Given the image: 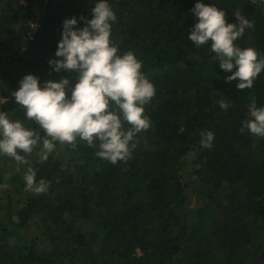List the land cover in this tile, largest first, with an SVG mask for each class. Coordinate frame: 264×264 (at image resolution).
I'll use <instances>...</instances> for the list:
<instances>
[{"label":"trees","instance_id":"trees-1","mask_svg":"<svg viewBox=\"0 0 264 264\" xmlns=\"http://www.w3.org/2000/svg\"><path fill=\"white\" fill-rule=\"evenodd\" d=\"M98 2L0 0V48L16 41L2 39L11 24L28 19L16 35L23 37V54L0 69V96L8 97L0 112L15 113L14 120L45 136L12 93L28 74L41 87L51 77L74 86L78 74L53 72L49 61L62 59L55 53L64 20L75 17L74 28L85 27ZM107 2L117 17L111 42L118 54L132 52L142 62L156 89L145 105L151 127L136 134L127 162L97 157L98 140L95 147L79 141L75 149L55 142L48 160L31 168L37 182L49 183L47 192L33 194L24 175L15 174L24 198L13 205L7 187H0L7 198L0 206V264H264V137L240 130L253 101L264 107V70L251 89L240 90L238 78L226 79L237 69L225 71L213 60L211 41L199 48L190 41L198 22L192 9L200 0ZM202 2L225 11L229 23H238L237 11L252 21L234 43L264 57V0ZM31 23H37L34 31ZM202 131L214 134L211 148L201 146ZM189 172L195 177L192 204Z\"/></svg>","mask_w":264,"mask_h":264},{"label":"clouds","instance_id":"clouds-1","mask_svg":"<svg viewBox=\"0 0 264 264\" xmlns=\"http://www.w3.org/2000/svg\"><path fill=\"white\" fill-rule=\"evenodd\" d=\"M192 11L198 22L191 28L188 38L197 48L211 41L213 60L231 72L228 81L239 79L237 88L251 89L254 80L264 70V57L258 58L255 49H242L234 42L243 36L247 28L254 27L240 12L234 15L238 23H229L225 11L214 5L196 3ZM93 17L86 26L76 29L75 17L63 22L62 39L55 53L62 59L50 60L54 70L75 71L77 81L70 88L68 78L49 80L41 87L38 78L28 74L20 81L18 90L12 93L16 103L25 111L28 120L34 121L40 132L26 127L20 120L10 119L7 112H0V155L27 165L26 155H31L39 146L41 162L49 158L56 143L73 149L79 141L95 147L99 141L97 157L116 164L127 162L136 147L137 133L151 127L145 115V105L156 95L154 85L141 71L142 62L132 52L118 54V48L110 40L111 24L117 17L107 0H99L92 8ZM219 105L227 110L229 104L221 99ZM250 119L244 122L241 132L247 128L251 134L264 137V107L250 105ZM131 127L124 129V123ZM185 129L181 127L180 133ZM201 146L212 147L214 134L201 132ZM23 153L24 155H22ZM195 154L193 153V156ZM26 189L39 195L48 191L49 183L36 180V173L29 168L24 175ZM4 187V185H0Z\"/></svg>","mask_w":264,"mask_h":264},{"label":"rangeland","instance_id":"rangeland-1","mask_svg":"<svg viewBox=\"0 0 264 264\" xmlns=\"http://www.w3.org/2000/svg\"><path fill=\"white\" fill-rule=\"evenodd\" d=\"M39 9L41 10L40 13L42 14L43 10H45V7L44 6H40ZM33 12L36 13V15L35 16L32 15V18L37 19L36 16H39L37 14V12H38L37 7L34 9ZM27 21H28V19L25 18V17L19 18L15 22V24H11V26L7 30L6 34L2 36V39L6 40V42H8V43L14 37H15L16 41L14 40V41L9 43V44H11V48H8V49L0 48V69H1L2 66H5L7 68H11L13 66L12 62L15 60L14 56H18L19 54H23V49H21L22 48V44H23V42H22L23 37L21 36V38L18 39V38H16V35H18V32L20 31L21 26L24 23L26 24ZM43 65L44 64H42V66ZM52 66H48V67L50 68L51 71L54 72V68ZM44 73L47 74L48 72L45 71ZM51 80L54 81V78L51 77ZM71 87L72 86H69V93H68L69 95H70V88ZM7 99H8L7 96H2L1 95L0 96V103L5 102ZM14 102H15V104H17L16 101H14ZM7 113L9 115L10 119L14 120V114L15 113H13L11 111H8ZM38 153L39 152H34L31 155H26V159L29 161V163L27 165L20 164L19 165V170H17V163L12 158L4 156V155H0V176L3 177L2 184L5 187H7L6 190L9 192L10 196L12 197L11 202H12L13 205L15 204L16 201L19 202L20 200H23V198H24V192H22L20 189H17V188H20V185L15 183V182H17L15 174L16 175L17 174L25 175V173H23L24 170H27L29 168L34 167L35 161L40 159V156L38 155ZM184 177L186 178V181L190 184L187 187V190H188V193H189L190 202L192 204L196 200L195 199L196 196L194 194V192H195V189H194L195 177L192 175L191 172L185 174ZM6 199H7L6 195L3 192L0 191V206L1 207L5 205L4 202L6 201ZM28 232L31 233V235H33L35 233V231L33 229L29 230Z\"/></svg>","mask_w":264,"mask_h":264},{"label":"built area","instance_id":"built-area-1","mask_svg":"<svg viewBox=\"0 0 264 264\" xmlns=\"http://www.w3.org/2000/svg\"><path fill=\"white\" fill-rule=\"evenodd\" d=\"M21 3H24V0H21ZM35 26H36L35 23H31V27H32L33 31H34L35 28H36ZM29 35H30V32H29Z\"/></svg>","mask_w":264,"mask_h":264}]
</instances>
